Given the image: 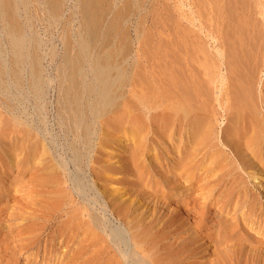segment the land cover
I'll return each instance as SVG.
<instances>
[{"label":"bare ground","instance_id":"obj_1","mask_svg":"<svg viewBox=\"0 0 264 264\" xmlns=\"http://www.w3.org/2000/svg\"><path fill=\"white\" fill-rule=\"evenodd\" d=\"M147 1L72 0L52 76L33 20L64 0H0L5 236L30 250L48 229L58 264H264V0L170 5L140 74Z\"/></svg>","mask_w":264,"mask_h":264},{"label":"rangeland","instance_id":"obj_2","mask_svg":"<svg viewBox=\"0 0 264 264\" xmlns=\"http://www.w3.org/2000/svg\"><path fill=\"white\" fill-rule=\"evenodd\" d=\"M147 2L145 3L146 18L144 19V21L142 23H140V25L138 27V31L140 32L139 37H138V39L133 40V43L131 45V52L126 53L133 60H135L134 69L137 72H139L140 74H143L142 72L146 68H149V67L152 68V53H157V52L158 53H160V52L165 53V51H163V50L165 49V46H166L165 43H167L166 40H167L168 29H166L167 28L166 25L168 23L167 19H168V13H169V6L172 4H176V5H179V8L186 9L185 3L187 2V0H149ZM183 3H184V6H183ZM71 4H72V0H64L63 9H65V10L62 9V13H61L62 15L54 24L55 26L51 25L52 27H50L47 22L45 23L44 20H41V22H39L38 19L33 20V21H35V22H33V24H35L34 25L35 31L37 30L36 32L40 35V37L43 35L41 37L42 38V44H43L42 48L44 49L43 52H45V54H46L44 65L46 64L45 65L46 69L48 70V73H51L52 76L55 74V72H54L55 70L53 68L55 63L51 59L52 58L51 53L56 54V61L59 62V59L61 58V55L63 53H66L70 50L69 51L70 53L69 52L68 53L71 54L74 51V49L71 47V46H73L72 45L73 41H72V38H70L72 26H71V23H69V11L71 9ZM43 22H44V24H43ZM38 23L41 25H39ZM36 28H38V29H36ZM129 34H130V32H129ZM68 41L71 43V45H69L70 43ZM66 45L69 46V48ZM157 46H159L158 47L159 50L156 49ZM65 47L69 50L65 49ZM262 48H263L262 49V53H263L264 47H262ZM65 50H67V51H65ZM155 50H156V52H155ZM63 51H65V52H63ZM73 53H75V51ZM262 60H263V62H262ZM260 61L262 63L260 64V68H259L260 71L257 73V76L260 79H263L264 78V68H263L264 67V65H263L264 64V53L261 55ZM51 88H52L51 89L52 92H50V95L48 97H50L51 102H53L52 100H54L55 95H56V93L54 91L53 84H51ZM4 143L5 142L0 143V156H1V158L4 157L3 159H5V144ZM149 150L150 151L147 154V162H149V159L150 160L152 159V149H149ZM3 159H1V160H3ZM5 165H6L5 161L0 162V167H2V169L5 167ZM2 169L0 168V172ZM10 175H11V172L7 171V170H5V171L2 170V173H0V200L4 199L0 203L1 207H2V209L0 208L1 209L0 212L2 211L0 213L1 214L0 215V227H1V229H0V264H58L59 263L58 255H60V254L62 255V253L64 251V249L61 250V248H58V244L55 245V248H57V249L52 250L49 253V255H47V257L50 256V258L49 259L45 258V260H42V253L44 252V248L46 249V247L44 246V243L41 240L45 239V237H46L45 234H47V232H49L48 229L46 230V232H44L43 236L41 237L40 243L31 245L32 249H30V250H26L25 248L19 249V247H17L14 244V242L12 241V239H10V237L5 236V231H6L5 229L7 227V224H5V223H7L8 219H9L8 218V213H9L8 208L9 207L8 206H7L8 208L6 207L5 197L10 194L11 189H12L11 188L12 176L10 178ZM8 176H9V178H8ZM19 180L22 181V178L19 177ZM20 181L19 182L17 181L18 182L17 186H18V188L21 189V185L23 184V182H20ZM262 200H264V199L262 198ZM3 208H5L6 211ZM140 210H144V209L142 208ZM150 212L151 211H149L148 213H150ZM2 213L5 216L2 217V215H3ZM3 226H4V228H3ZM5 237L8 239V241ZM4 239L6 241L4 243L5 246H4V244L1 245L4 242ZM6 244H7V246H6ZM8 244H10V245H8ZM4 249H5V251H4ZM3 251L6 253H4ZM8 251L11 254H9ZM57 251L60 252V254L59 253L57 254ZM36 253L38 254V257L35 258L33 256H35ZM63 264H66V263H63Z\"/></svg>","mask_w":264,"mask_h":264}]
</instances>
